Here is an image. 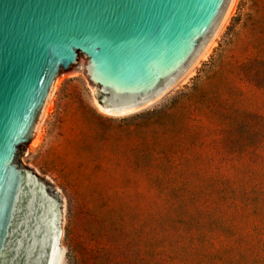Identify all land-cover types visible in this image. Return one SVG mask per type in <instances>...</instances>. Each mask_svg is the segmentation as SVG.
<instances>
[{
	"label": "rangeland",
	"instance_id": "obj_1",
	"mask_svg": "<svg viewBox=\"0 0 264 264\" xmlns=\"http://www.w3.org/2000/svg\"><path fill=\"white\" fill-rule=\"evenodd\" d=\"M233 3L130 121L90 105L79 68L44 108L24 166L60 198L62 264H264V0Z\"/></svg>",
	"mask_w": 264,
	"mask_h": 264
},
{
	"label": "water",
	"instance_id": "obj_2",
	"mask_svg": "<svg viewBox=\"0 0 264 264\" xmlns=\"http://www.w3.org/2000/svg\"><path fill=\"white\" fill-rule=\"evenodd\" d=\"M233 1L0 0V264H46L50 203L60 243V198L24 165L64 78L79 68L90 105L128 122L200 61Z\"/></svg>",
	"mask_w": 264,
	"mask_h": 264
},
{
	"label": "bare ground",
	"instance_id": "obj_3",
	"mask_svg": "<svg viewBox=\"0 0 264 264\" xmlns=\"http://www.w3.org/2000/svg\"><path fill=\"white\" fill-rule=\"evenodd\" d=\"M235 3H233L234 5ZM233 7V6H232ZM227 21V20H226ZM221 30V29H220ZM217 36V35H216ZM214 41V40H213ZM212 41V43H213ZM211 43V44H212ZM211 44L210 46L208 47V49L206 50V52L204 53L203 56H205V54L208 52L209 48L211 47ZM203 56H202V59H203ZM198 64V63H197ZM194 69L191 68L188 72H186L182 77H180L177 81H175L172 86L170 88H167V90L171 89L173 86H176L177 83L185 80L190 74L191 72L193 71ZM165 90V91H167ZM103 113L107 114V115H111L103 110H101ZM43 114V113H42ZM42 116V115H41ZM43 117V116H42ZM37 136V135H36ZM48 207V210L49 211V214L47 212V220H46V231L45 233L47 234L46 238H47V241L48 240H51L52 239V242L50 244V252H49V258H48V261L46 262V264H62V261H63V248L60 246V243L58 244V241L55 239L54 237V222H55V214L53 212V204L50 203L47 205ZM46 208V207H45ZM47 211V210H46Z\"/></svg>",
	"mask_w": 264,
	"mask_h": 264
},
{
	"label": "trees",
	"instance_id": "obj_4",
	"mask_svg": "<svg viewBox=\"0 0 264 264\" xmlns=\"http://www.w3.org/2000/svg\"><path fill=\"white\" fill-rule=\"evenodd\" d=\"M257 1V0H256ZM264 140V132H263V134H262V136H261V142Z\"/></svg>",
	"mask_w": 264,
	"mask_h": 264
}]
</instances>
